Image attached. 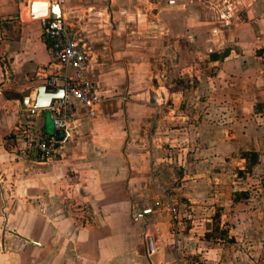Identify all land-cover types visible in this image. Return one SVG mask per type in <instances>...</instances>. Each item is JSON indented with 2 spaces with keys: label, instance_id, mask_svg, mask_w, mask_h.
I'll list each match as a JSON object with an SVG mask.
<instances>
[{
  "label": "crops",
  "instance_id": "obj_1",
  "mask_svg": "<svg viewBox=\"0 0 264 264\" xmlns=\"http://www.w3.org/2000/svg\"><path fill=\"white\" fill-rule=\"evenodd\" d=\"M31 1L0 0V264H264L260 176L222 184L245 159L228 160L232 137L210 120L238 115L242 136L241 111L264 101V13L249 12L264 0H68L61 18L91 55L80 71L56 62ZM64 77L92 80L99 103L91 116L75 104L70 140L39 161L17 127L63 132L20 99Z\"/></svg>",
  "mask_w": 264,
  "mask_h": 264
},
{
  "label": "built area",
  "instance_id": "obj_2",
  "mask_svg": "<svg viewBox=\"0 0 264 264\" xmlns=\"http://www.w3.org/2000/svg\"><path fill=\"white\" fill-rule=\"evenodd\" d=\"M38 2H46L48 5H64L68 0H32ZM39 24L43 33V37L50 42L51 52L56 62L63 68H71L80 71L91 59L90 53L84 46L76 40L69 31L68 24L65 19H52L49 15L39 18ZM47 85L52 87V91L62 88L63 96L60 99L53 100L49 107L44 109H28V117L39 116L47 111L53 129L63 132L61 140H52L37 137L32 132L29 123L21 124L16 131L22 133L26 142L25 152L34 155L39 161L54 160L59 150L64 144L70 140L71 135L75 131L74 106L84 107L88 115H93L99 96L92 80L84 77L66 78L61 86H57L54 78H51ZM174 213L175 210L172 209Z\"/></svg>",
  "mask_w": 264,
  "mask_h": 264
},
{
  "label": "rangeland",
  "instance_id": "obj_3",
  "mask_svg": "<svg viewBox=\"0 0 264 264\" xmlns=\"http://www.w3.org/2000/svg\"><path fill=\"white\" fill-rule=\"evenodd\" d=\"M255 9H253L251 12V15H254V18L260 19L262 18L264 11L260 12V7L259 6H255ZM248 10V9H247ZM260 15V16H259ZM239 19L240 20H246L251 22V20H248L246 17V12L245 9H241L240 13H238ZM258 22V21H257ZM259 24H262L261 22H259ZM254 26V25H253ZM257 55H262V53L264 52V40L259 44L258 48L255 50ZM264 56H262L263 58ZM259 69H261L264 73V64H262V66L259 67ZM214 68H210L209 73L207 74L208 76H212L215 74V71H213ZM195 86V85H194ZM252 90L254 86H251ZM196 88V86H195ZM211 92V91H210ZM240 101H235L236 105H242L245 106L247 105V102L243 101V99H239ZM225 105L226 107L231 106L233 108L232 105V101H228L225 100ZM223 106V107H224ZM184 111V110H183ZM245 112L246 109H244L243 111H241V116L242 119L246 120V125L245 128L246 130L244 131V133H242V136L240 135L239 132V126H236L237 124L234 125V122L239 120L238 115H236V118H234L233 116H229V117H224V118H211V122H215L218 120V122H216L214 125L218 126L219 124L221 126H224V130L227 131L228 133V137L230 138L232 137L230 142V147L226 146L225 148H223V150L225 152L228 153L229 158L233 159V164L236 166L238 165V160L236 162V158L237 156L242 157V159L244 158V164L241 163L242 165L239 167L241 169H237L234 170L233 172H227L225 171V174L222 176V180L224 181L222 184L228 188H234V186H241L242 188H244V186H242V183L246 182V184H248L247 181H245L243 178L248 174L250 177L253 175V177H255L256 179H258L256 177V175L260 176V179H258V181L260 180V182H258V185L264 187V101H259V102H255L253 104V113L251 115V117H249V115H247ZM255 114V117L253 116ZM252 119V120H251ZM222 128H220L219 130H221ZM231 133V134H230ZM232 135V136H231ZM239 137L238 141L239 144H241L242 146H248L249 149H244L240 152H235L233 150V147L237 149V144H234L233 140H237V138ZM256 143V147L255 150H252V148H250L252 145H254ZM216 168V167H215ZM216 174V172H214ZM235 175L236 178H242V183L238 185V183L236 185L231 184L233 176ZM230 178V179H229ZM176 181L174 180H170L169 181V185H167V189H165V192H172V189L175 187L176 185ZM249 183L251 184V186H255L254 184L257 183V181L254 180H250ZM230 184V186H229ZM13 186L11 180L9 179L7 181V183L5 184V188H6V195L10 194V189ZM244 195V194H243ZM244 197V196H243ZM21 199V203L24 204L26 201V196H23L20 198ZM233 199V197H232ZM8 202V197L4 198H0V210L4 208V203ZM218 213H216L214 215V220L217 221L218 220ZM1 220L3 222L4 220V213L2 212V216H1ZM187 225V223L185 224ZM216 226V225H215ZM15 248V247H14Z\"/></svg>",
  "mask_w": 264,
  "mask_h": 264
},
{
  "label": "water",
  "instance_id": "obj_4",
  "mask_svg": "<svg viewBox=\"0 0 264 264\" xmlns=\"http://www.w3.org/2000/svg\"><path fill=\"white\" fill-rule=\"evenodd\" d=\"M29 10L34 18H41L46 15H49L52 19L61 18L60 7L55 4L48 5L46 2L31 1L29 2ZM62 96V88L50 91L44 85L32 86L20 99V106L23 110L32 108L44 109L49 107L53 100L60 99ZM145 246L147 252L153 251L151 237L145 239Z\"/></svg>",
  "mask_w": 264,
  "mask_h": 264
}]
</instances>
